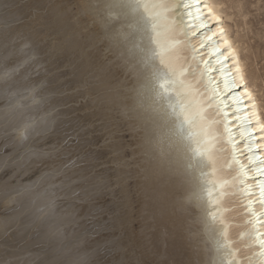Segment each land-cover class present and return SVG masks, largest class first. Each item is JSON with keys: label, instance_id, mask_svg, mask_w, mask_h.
Here are the masks:
<instances>
[{"label": "bare ground", "instance_id": "1", "mask_svg": "<svg viewBox=\"0 0 264 264\" xmlns=\"http://www.w3.org/2000/svg\"><path fill=\"white\" fill-rule=\"evenodd\" d=\"M85 6L90 9L89 26L94 28L76 40V56L94 65L93 80L102 75L119 90L126 121L118 122L116 113L105 106L112 121L107 112L106 118L130 134L124 144L138 149L140 163L147 167L150 161L164 177L147 195L143 181H136L140 234L133 236L135 243L129 240L131 246L126 243L124 200L118 222L108 228L109 264L123 258L121 249L128 251L129 258L161 259L156 256L157 247L161 252L166 248L169 259L185 264H264V107L256 84L258 73L246 68V59L257 45H251L247 36L249 22L237 9L238 0H76V14ZM201 25H211V30ZM214 51L217 54L211 55ZM98 108L96 114L102 111ZM3 116L0 125L5 122ZM4 127L0 132H8L7 142L22 136L21 145L29 147L32 133L24 130V124ZM31 200L19 197L2 200V205L14 203L13 215L30 213L33 210L26 203ZM104 206L107 209L110 203ZM41 212L26 213L33 229L36 224L45 227L37 220ZM165 228L167 244L160 238Z\"/></svg>", "mask_w": 264, "mask_h": 264}, {"label": "snow or ice", "instance_id": "2", "mask_svg": "<svg viewBox=\"0 0 264 264\" xmlns=\"http://www.w3.org/2000/svg\"><path fill=\"white\" fill-rule=\"evenodd\" d=\"M19 8L16 0H0V29L7 28L10 36L14 32V38L23 45V57L4 67L8 72L15 73L16 79L23 81L39 97L34 101L37 105L32 124L34 135L28 147L39 167L26 182H21L20 187L14 186L15 181L0 187V200H14L25 196L38 200L42 204L43 215L38 216L37 220L49 229L51 239L66 238L69 230H72L73 247L62 252L63 259L57 264H108V261L101 258L99 249H94L88 243L87 237L93 236L100 229L115 226L126 199V192L131 190L134 182L142 180V187L147 195L149 189L155 190L164 177L150 161L147 167L141 164L137 155L138 149L131 144L122 143L117 133L109 131L103 134L101 143L96 138L95 124L89 120L78 122L71 133L60 135L62 118L71 119L64 107L56 102L63 90L59 75L61 69L37 45L33 35L41 36L45 29L54 31L55 27H64L68 43L78 38L83 39L84 34L91 33L94 28L93 24L89 26L88 6L78 10L79 14L54 18V25L48 18L37 20L39 28L34 33L19 29L16 15ZM84 17L87 19L84 20ZM201 27L211 30V25ZM192 35H196L195 30ZM3 36L4 32L0 30V38ZM83 47L86 49L87 45ZM217 51L210 54L216 55ZM219 55L225 54L219 52ZM204 62L209 63L207 60ZM90 87L99 89L92 97L94 101H98L102 108L106 106L109 111L115 112L118 122L126 121L121 112L118 89L102 75H98L95 84ZM128 135L130 134L126 133L124 139ZM38 173L40 176L37 185L33 177ZM0 184L4 182L0 180ZM102 198L110 203L107 209L98 207ZM172 210L175 211V204L172 205ZM100 213L107 217L102 223ZM85 224L95 226L91 232L85 228L82 239L76 230ZM168 236L169 232L165 228L160 237L165 244ZM121 251L123 258L113 260L111 264H185L184 260L169 259L166 248L161 252L157 247L156 256L163 258L153 259L151 262L145 261L142 256L129 258L127 250Z\"/></svg>", "mask_w": 264, "mask_h": 264}, {"label": "rangeland", "instance_id": "3", "mask_svg": "<svg viewBox=\"0 0 264 264\" xmlns=\"http://www.w3.org/2000/svg\"><path fill=\"white\" fill-rule=\"evenodd\" d=\"M16 2L20 5V8L16 11V15L18 16L17 24L19 25V29L25 32L32 31L34 33L35 30L39 28V25L37 24V20H43L45 18L52 20L53 25H54L53 16H55L54 14L56 13L57 9H58L57 11L60 12L59 14L56 13L57 17H68V16H71L73 13H76V0H16ZM237 9H239L241 12L244 13L245 20L249 22L247 26V30H248L247 36L250 38L251 45L253 44L257 45V47L254 48L253 55L252 56L249 55L248 59H246V68L247 70H249V72L253 73L254 71H257L258 73L259 79L257 80L256 84L259 89L258 95L260 98V105L264 107V0H238ZM229 24L231 26V33L234 34L233 32H235V28L233 27V23L230 22ZM0 30L4 32V36L0 38V114L4 115L3 117L6 118L4 119L5 122L1 123L0 127L5 128L4 126H9L8 127L9 129H13L17 125L24 124V130H26L29 133H32V137H33L34 128L32 127V124H33V119L36 115L35 109L37 107L34 101L38 100L39 97L36 95L34 91H32V89L27 87L23 81L17 80L15 73L8 72L6 67H4L5 65H8L10 62L23 57V53L21 52V48L23 47V45H22V42L14 38L15 37L14 32L10 36L8 34L7 28H3ZM64 33H65L64 27H55L54 31L45 29L44 34L41 36L33 35V38L36 41L37 45L41 49H43L44 53L47 54L50 58H52L55 61L56 65L61 69V73L59 75H60V84L63 90L61 94L56 98V102H58L62 107H64L65 112L68 114V116L71 117V119L62 118L63 123L61 125L60 135H63L64 133H71L73 129L76 127V124L78 123V121L83 122L84 120H87L86 117H88V119L91 118L89 119V121H91L92 118H94L93 119L94 122L92 121V123H94L95 127L97 128L96 132L98 131L96 138L100 136L98 140H100V142L102 143L101 135H103L107 131L105 130V128L110 129L112 131V128H114L116 124L114 121L110 123L109 119L111 118L108 112L106 110H103L105 109V107L104 108L100 107L102 108L101 109L102 111L100 112L101 113L104 112V113L101 114L98 112L100 109L98 108L100 104H97V103L99 102L95 101L96 102L95 104L94 100L92 101V97L95 93L92 90L93 87L90 88L91 90L87 89L90 87V85H94L95 84L94 82H96L95 81L96 79L93 80V78L95 77L93 78L91 77L93 76L95 72V71L94 72L92 71L94 68V65L90 64L89 62L88 63L82 62V59L76 56L77 55L76 54V41L72 43H68ZM25 51L27 50L25 49ZM250 64L251 65L253 64V65L251 66ZM247 65H250V67H248ZM90 81L92 82L94 81L93 84ZM84 82H86L85 83L86 85H84ZM87 91L88 92L90 91L89 93L91 95ZM81 93L82 95H80ZM77 96H80V98ZM88 96H90L91 98ZM88 104H92V105H88ZM88 107L90 108L89 110H88ZM91 108L93 110H91ZM97 108H98L97 112L99 114L98 113L96 114ZM90 111L94 112L93 114L95 116H93L92 112ZM106 112L108 114V117L106 115ZM104 117H105V121L103 120ZM106 117L109 119H107ZM96 119L97 120L100 119L99 122ZM103 122H108V123H103ZM96 123L100 125V127H97L98 125H96ZM102 123L105 125L104 127H102L103 126ZM109 126L111 127L113 126V127L111 128ZM117 126H116L117 128H114L115 130L113 129L112 132H117V130H120L117 134L118 136L119 134H123L122 136L120 135L119 137L124 138L123 136H125L126 131L122 129L121 126L119 127L118 124ZM100 128L102 129L101 131H99ZM121 129L124 130L125 132L124 131L121 132L122 131ZM102 131H104L103 134L100 133ZM99 133L101 135H99ZM7 134H8L7 131L0 132V139H1L0 140V180L4 182V185L2 184V186L0 187H4L11 181H15V185H14L15 187H20L21 182L22 181L26 182L27 178L29 176H32L33 172L37 171V168L39 167V165L34 162L35 159L32 156V153L28 150V148H24V146L21 145L22 144L21 142H23L21 140L22 136H19L20 137L19 140H18V136L14 138L15 142H13L14 139H12L13 141L11 140V142H7V138H10L9 136H7ZM31 138H29L30 142L28 141V146L32 142ZM126 140H128V138L124 139L123 141L121 139L123 143H125ZM1 145L3 146V148ZM30 154L31 156H29ZM2 155L5 157H3ZM23 156L25 158H23ZM31 157L33 158L30 159ZM104 158L102 157V159ZM31 160L33 162H31ZM105 160L107 159L105 158ZM39 176L40 174L38 173L35 177H33L34 180H36V177H37V182H36L37 185L39 184V181H38ZM135 183H138V182H134L133 184L136 187L137 184ZM135 187L131 191L133 192L135 190L134 191L135 193H131L130 190H127L126 192L127 195L125 199V205L127 204L128 207L127 206L126 207L129 209V212H130L129 214L128 209L124 206L125 207L124 209L126 212L124 211L125 220L123 224L124 226L123 232H124L125 237L128 236L127 239L125 238L126 243L129 242L131 238L133 240L135 237H137V235L140 234V230H141L140 228L141 220L139 219L140 215L138 216L140 212V208H135L139 206L140 198L136 193L137 192L136 190H138L137 188L138 186L136 187L137 189H135ZM129 192L131 194H129ZM105 202L106 201L102 198V200L100 201V204H102V206H100L99 204L98 207L105 208L104 206ZM28 204L31 205V208L33 211H31L30 213L25 212L24 214H16V215L14 214L13 215V212L17 210V207L13 206L14 203H9L8 205H2V200H0V260L2 261V263L0 261V264H3L5 261H7V263L5 262L4 264H15V263L17 264H57V262L60 259H63L62 252L67 251L73 247V240H74L73 232L72 230H69L68 236L66 238L61 237L59 239L54 240L50 238V231H48V228L42 226V228L40 229L41 227L40 224L38 225L36 224L34 225V227L37 226L39 228L36 227L33 229V226L31 224L30 225L28 224V223H32L30 222L32 219H28V215L35 216L38 212L40 213L42 209L41 207L42 204L38 200H35V198L33 197L29 203H26V205ZM136 210L137 211L139 210V211L137 212ZM126 213H128V215ZM100 214L102 215L103 213H100ZM100 214L99 216H101ZM126 216H129L130 218ZM13 217H14V220H11L13 219ZM4 219H7V222ZM16 219H17V222H16ZM104 219H107V217L102 215L100 222L102 223ZM130 220L133 222V225ZM5 224H7V226H5ZM94 226L95 225L85 224L84 227L77 229L76 231L81 234V238L83 239L84 234H85V228L88 230V232H91ZM126 226L127 228H125ZM136 227L139 230H137ZM101 230L102 231L104 230V231L102 232ZM45 231L48 233H46ZM99 231H101V233ZM136 231H138L139 233ZM97 233L98 235L96 238L95 236ZM96 234L95 236H93L94 239L91 238L92 236L87 237L88 243L89 244H91L92 242L96 243L97 241L98 244L93 243L91 244L93 245L92 247L94 249H97V248L100 249L99 254L101 258L106 261L108 260V264H109V259L111 255L106 253V252L110 253V250L108 249L109 248L108 247L109 230L100 229L98 230V232H96ZM103 234H104L103 236L104 240H102V237H101ZM105 235H107L106 236L107 239ZM100 240L103 241V243ZM31 241L33 244L31 243ZM35 241L37 242V244ZM99 241L102 245H99L100 244ZM130 242L132 241L130 240ZM130 242L129 244L128 243L127 244L131 246L132 244ZM132 243H135V241ZM59 250L61 251L59 252ZM103 251L104 252L106 251V252L104 253ZM24 252L25 253L27 252L26 253L27 255ZM30 254L35 255L37 259L35 256H31ZM41 260L45 263L41 262Z\"/></svg>", "mask_w": 264, "mask_h": 264}]
</instances>
